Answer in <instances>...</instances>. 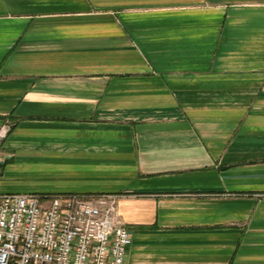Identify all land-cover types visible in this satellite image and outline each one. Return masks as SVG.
Here are the masks:
<instances>
[{
    "label": "crops",
    "instance_id": "0c3cea01",
    "mask_svg": "<svg viewBox=\"0 0 264 264\" xmlns=\"http://www.w3.org/2000/svg\"><path fill=\"white\" fill-rule=\"evenodd\" d=\"M0 193L113 195L125 264H264V0H0Z\"/></svg>",
    "mask_w": 264,
    "mask_h": 264
},
{
    "label": "built area",
    "instance_id": "2783aa9c",
    "mask_svg": "<svg viewBox=\"0 0 264 264\" xmlns=\"http://www.w3.org/2000/svg\"><path fill=\"white\" fill-rule=\"evenodd\" d=\"M130 234L113 195L0 193V264H125Z\"/></svg>",
    "mask_w": 264,
    "mask_h": 264
}]
</instances>
